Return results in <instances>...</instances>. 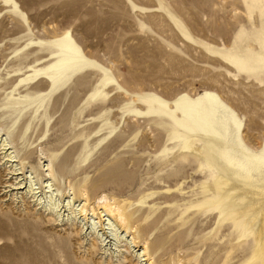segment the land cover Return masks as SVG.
<instances>
[{
	"label": "rangeland",
	"instance_id": "374dc122",
	"mask_svg": "<svg viewBox=\"0 0 264 264\" xmlns=\"http://www.w3.org/2000/svg\"><path fill=\"white\" fill-rule=\"evenodd\" d=\"M226 150L264 158V0H0V264H264Z\"/></svg>",
	"mask_w": 264,
	"mask_h": 264
},
{
	"label": "bare ground",
	"instance_id": "6f19581e",
	"mask_svg": "<svg viewBox=\"0 0 264 264\" xmlns=\"http://www.w3.org/2000/svg\"><path fill=\"white\" fill-rule=\"evenodd\" d=\"M161 104V103H160ZM184 110L182 111V119L176 120L174 115L170 112H166L165 114L169 116L176 124L184 131L190 132H203L205 136H211L214 139L221 140L222 142H226L227 139H231L230 135L234 134L235 128L232 126L223 125L222 130L224 131L225 138L221 137L219 134V130L217 128V120L215 116V111H211V113L201 110L190 103L183 104ZM185 112V113H184ZM163 113V112H160ZM229 145V143H228ZM220 155L223 158V162L225 163L224 172H227L231 169L237 168L244 172V174H249L253 171H260L261 169L264 171V158L254 159L246 164V159L244 157L239 158L238 155L229 153L228 150L220 152ZM5 162V161H4ZM16 181V180H15ZM14 184V183H13ZM22 186V184H19ZM18 183L15 184L14 189L20 190ZM12 186V185H10ZM25 188V187H24ZM23 193V192H22ZM28 196V195H27ZM34 198V197H33ZM235 210V209H234ZM237 216V215H236ZM122 219V217H120ZM251 260L255 262V260L259 259V252L256 251L255 254L252 255ZM228 264V263H227Z\"/></svg>",
	"mask_w": 264,
	"mask_h": 264
}]
</instances>
